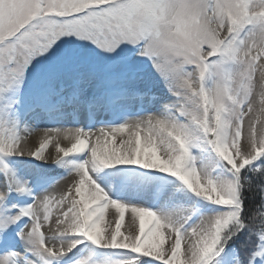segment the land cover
Here are the masks:
<instances>
[{
	"label": "snow or ice",
	"instance_id": "1",
	"mask_svg": "<svg viewBox=\"0 0 264 264\" xmlns=\"http://www.w3.org/2000/svg\"><path fill=\"white\" fill-rule=\"evenodd\" d=\"M0 264H264V0H0Z\"/></svg>",
	"mask_w": 264,
	"mask_h": 264
},
{
	"label": "bare ground",
	"instance_id": "2",
	"mask_svg": "<svg viewBox=\"0 0 264 264\" xmlns=\"http://www.w3.org/2000/svg\"><path fill=\"white\" fill-rule=\"evenodd\" d=\"M63 183V181L61 182V184ZM126 223H127V219H126Z\"/></svg>",
	"mask_w": 264,
	"mask_h": 264
}]
</instances>
